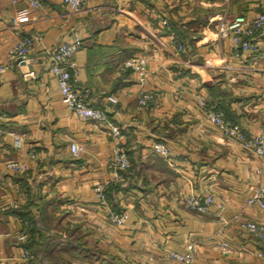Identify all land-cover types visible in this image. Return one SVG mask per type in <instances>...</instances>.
Returning <instances> with one entry per match:
<instances>
[{
    "label": "crops",
    "instance_id": "obj_1",
    "mask_svg": "<svg viewBox=\"0 0 264 264\" xmlns=\"http://www.w3.org/2000/svg\"><path fill=\"white\" fill-rule=\"evenodd\" d=\"M40 1L20 28L41 35L29 63L6 70L0 81V264L32 257L29 251L22 259L19 239L22 230L29 238L31 225L11 211L25 204L33 214L43 206L103 252L68 264H184L171 252L189 242L190 264H264V240L242 225L264 219L258 205L247 203L264 184V156L224 135L207 114L220 111L247 133L264 135V39L257 51L234 54L215 23L238 12L253 17L264 0H86L78 13H68L62 0ZM23 6L0 0V61L17 40L12 18ZM74 33L82 38L73 55L77 85L120 126L119 136L77 117L48 71V52ZM131 55L145 57L143 82L121 67ZM29 69L37 76L23 79ZM144 90L154 97L139 108ZM156 141L168 146L167 157L152 151ZM72 143L81 148L77 155ZM117 146L133 166L129 187L116 192L113 205L108 197L100 202L94 188L112 183L108 162ZM10 161L23 168L8 167ZM193 193L212 194L208 211L186 206ZM109 210L125 211V222H111Z\"/></svg>",
    "mask_w": 264,
    "mask_h": 264
},
{
    "label": "built area",
    "instance_id": "obj_2",
    "mask_svg": "<svg viewBox=\"0 0 264 264\" xmlns=\"http://www.w3.org/2000/svg\"><path fill=\"white\" fill-rule=\"evenodd\" d=\"M24 6L21 7L12 18V25L16 28L17 40L7 50L5 57L0 61V81L3 73L15 66H22L28 63L29 53L33 48L35 41L41 38L39 32L34 31L25 33L20 30L21 25L27 22L29 18V11L38 8L41 5L40 0H23ZM68 8V13H78L82 11L86 0H62ZM227 3L229 0H219ZM163 23L167 24V19L163 18ZM216 27L219 36L228 37L230 39V46L234 54L239 51L255 52L260 48L261 39H264V2L260 10L253 17H248L243 12L236 13L233 17H225L224 15L217 17ZM82 44V38L79 34L74 33L57 43V45L48 52L50 63L48 71L57 81V88L62 102L69 107L72 112L82 120L93 121L100 123L114 136H119L121 130L108 115L104 108L93 106L83 96V92L87 89L81 88L77 85V67L73 60V55L79 50ZM178 49L183 50L181 43L177 44ZM122 69L130 68L138 73L139 81L143 82L146 76L145 71V57L140 55H131L127 57L121 65ZM37 74L34 70H26L23 72V78H34ZM154 97L152 90H144L138 96L137 106L144 108L148 105ZM199 103H203V98L200 94L197 95ZM107 100L116 104L118 99L113 94L107 95ZM208 118L213 121L224 135L233 137L239 140L244 147L249 148L255 155L264 156V135L247 133L239 123H232L223 118L220 111H208ZM5 119V113L0 109V123ZM80 146L76 143L71 144V151L77 155L80 151ZM152 151L161 155L168 156V146L163 141H156L152 144ZM8 167L13 169H22L23 166L16 161L8 162ZM108 166L111 172L109 182H116L124 179V171L129 169L131 161L128 153L122 147H115L112 155L109 158ZM106 183H98L95 185V192L100 202H106L104 189ZM212 194H205L203 199L193 193L185 199V204L189 209L198 212H206L210 204L213 202ZM247 203H255L258 205L260 211L264 215V184L255 188L253 195L247 199ZM108 218L111 222L121 225L127 218L125 211L109 210L107 212ZM242 225L256 237L264 240V219L254 220L248 219ZM20 239L25 242L28 234L22 231ZM193 242L187 243L182 251H173L171 255L176 259L182 261L184 264H190L193 260ZM30 253L26 248L22 250V259L27 260ZM264 261V255H261Z\"/></svg>",
    "mask_w": 264,
    "mask_h": 264
},
{
    "label": "trees",
    "instance_id": "obj_3",
    "mask_svg": "<svg viewBox=\"0 0 264 264\" xmlns=\"http://www.w3.org/2000/svg\"><path fill=\"white\" fill-rule=\"evenodd\" d=\"M132 166L131 162L129 169L124 171L123 181L112 182L107 189L106 187L104 189L106 199L108 197L113 205H115L116 201V192L129 187L130 183L126 180L129 173H131ZM31 206V204H25L11 209L13 213L18 214L31 225V235L23 243L32 255L28 264H68V259L78 255L93 258L101 257L103 254L102 250L96 244H89L80 238L76 227H68L58 222L55 217L50 218L43 206L39 208L36 214H33L30 211ZM48 221L51 223L49 224ZM26 232L28 233V231ZM34 234H38V239L35 238Z\"/></svg>",
    "mask_w": 264,
    "mask_h": 264
},
{
    "label": "rangeland",
    "instance_id": "obj_4",
    "mask_svg": "<svg viewBox=\"0 0 264 264\" xmlns=\"http://www.w3.org/2000/svg\"><path fill=\"white\" fill-rule=\"evenodd\" d=\"M33 32H34V31H33ZM14 43H15V42H14ZM14 43H13V44H14ZM13 44H12V45H13ZM12 45H11V46H12ZM11 46H10V47H11ZM10 47H9V48H10ZM9 48H8V49H9ZM30 52H31V51H30ZM29 54H30V53H29ZM4 57H5V56H4ZM3 59H4V58H3ZM3 59H2V60H3ZM2 60H1V61H2ZM28 63H29V60H28ZM28 63H26V64H28ZM29 70H33V69H29ZM22 76H23V74H22ZM23 79H24V78H23ZM48 223L50 224L51 222L48 221ZM22 231H26V230H22ZM22 233H24V232H21L20 235H21ZM19 239H20V236H19ZM28 251H29V250H28Z\"/></svg>",
    "mask_w": 264,
    "mask_h": 264
}]
</instances>
